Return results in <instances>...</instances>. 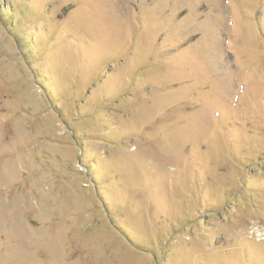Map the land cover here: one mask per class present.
<instances>
[{
    "label": "rangeland",
    "instance_id": "1",
    "mask_svg": "<svg viewBox=\"0 0 264 264\" xmlns=\"http://www.w3.org/2000/svg\"><path fill=\"white\" fill-rule=\"evenodd\" d=\"M0 264H264V0H0Z\"/></svg>",
    "mask_w": 264,
    "mask_h": 264
}]
</instances>
